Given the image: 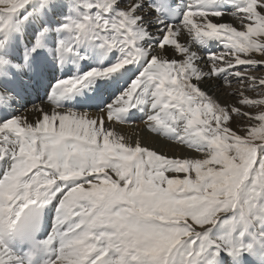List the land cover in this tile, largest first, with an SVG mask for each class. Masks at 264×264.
<instances>
[{
  "label": "snow or ice",
  "instance_id": "obj_1",
  "mask_svg": "<svg viewBox=\"0 0 264 264\" xmlns=\"http://www.w3.org/2000/svg\"><path fill=\"white\" fill-rule=\"evenodd\" d=\"M0 264H264V0H0Z\"/></svg>",
  "mask_w": 264,
  "mask_h": 264
},
{
  "label": "bare ground",
  "instance_id": "obj_2",
  "mask_svg": "<svg viewBox=\"0 0 264 264\" xmlns=\"http://www.w3.org/2000/svg\"><path fill=\"white\" fill-rule=\"evenodd\" d=\"M126 132H132L134 129L132 127L126 126L124 129ZM176 151H179L178 149Z\"/></svg>",
  "mask_w": 264,
  "mask_h": 264
}]
</instances>
